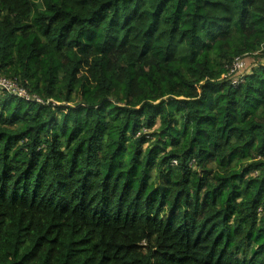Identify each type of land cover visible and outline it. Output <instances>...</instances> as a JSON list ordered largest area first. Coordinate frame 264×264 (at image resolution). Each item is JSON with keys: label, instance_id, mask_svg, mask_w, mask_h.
<instances>
[{"label": "trees", "instance_id": "obj_1", "mask_svg": "<svg viewBox=\"0 0 264 264\" xmlns=\"http://www.w3.org/2000/svg\"><path fill=\"white\" fill-rule=\"evenodd\" d=\"M0 74V264H264V0H0Z\"/></svg>", "mask_w": 264, "mask_h": 264}, {"label": "built area", "instance_id": "obj_2", "mask_svg": "<svg viewBox=\"0 0 264 264\" xmlns=\"http://www.w3.org/2000/svg\"><path fill=\"white\" fill-rule=\"evenodd\" d=\"M247 72L246 62L240 58H236L231 66H228L227 72L222 76V79L231 81L235 87H239V84L243 82ZM0 90L9 95L18 97L25 100L26 102L38 103L47 105L52 103V105H58L52 100H44L36 94L30 93V91L22 86L15 80H8L1 76L0 74ZM174 164H177L174 162Z\"/></svg>", "mask_w": 264, "mask_h": 264}, {"label": "rangeland", "instance_id": "obj_3", "mask_svg": "<svg viewBox=\"0 0 264 264\" xmlns=\"http://www.w3.org/2000/svg\"><path fill=\"white\" fill-rule=\"evenodd\" d=\"M37 1H39V0H37ZM249 61H250V60H249ZM249 61H248V65H250V66H248V67H250V69H252L253 67H256V66H257V64H254V61H252V60H251L250 62H249ZM248 71H249V69H248ZM248 71L246 72V74L249 73ZM75 101H78V98H76ZM154 176H158V173H155ZM156 181H157L160 185L164 183V180H163V179H158V180H156Z\"/></svg>", "mask_w": 264, "mask_h": 264}, {"label": "clouds", "instance_id": "obj_4", "mask_svg": "<svg viewBox=\"0 0 264 264\" xmlns=\"http://www.w3.org/2000/svg\"><path fill=\"white\" fill-rule=\"evenodd\" d=\"M176 165V164H175Z\"/></svg>", "mask_w": 264, "mask_h": 264}]
</instances>
